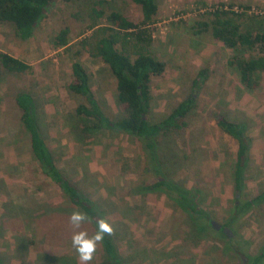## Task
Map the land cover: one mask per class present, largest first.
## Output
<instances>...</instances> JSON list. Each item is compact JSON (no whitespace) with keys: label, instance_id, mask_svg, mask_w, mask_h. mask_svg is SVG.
Listing matches in <instances>:
<instances>
[{"label":"rangeland","instance_id":"1","mask_svg":"<svg viewBox=\"0 0 264 264\" xmlns=\"http://www.w3.org/2000/svg\"><path fill=\"white\" fill-rule=\"evenodd\" d=\"M156 2L159 11L151 27L153 41L149 49L166 63V69L152 80L151 115L160 119L187 96L196 97L185 131L159 138L165 172L189 187L200 188L204 195L200 204L222 224L238 198L233 179L238 143L221 130L217 118L223 115L246 124L252 146L241 197L263 192L264 72L259 74L258 89H246L236 66L228 63L236 51L215 40L211 33L194 36L191 27L196 21L208 19L207 9L215 10L221 2L234 11L235 7L240 9L245 26L264 32V0H243L242 5L235 2L233 7L230 0ZM94 7L107 14L120 12L137 22L143 18L141 6L133 0H55L46 9L34 36L26 41L17 36L12 23L0 22V51L32 65L23 73L0 66V264H79L69 224L71 213L77 210L42 171L32 152L30 134L16 102L21 91L33 95L34 113L59 167L107 212L113 237L127 264L249 262L245 254L236 257L225 253L224 243L213 238L187 246L184 235L191 221L186 213L176 208L165 193H132L134 183L152 182L157 176L146 171L139 140L126 134L82 136L74 131L76 107L85 101L69 89L72 64L77 59L88 68L104 109L114 117L124 115L110 68L90 54L77 56L76 47L67 51L54 44L64 28L70 30V44L90 36L93 30L88 26ZM252 8L263 13L250 12ZM258 53V49L252 52ZM203 68L208 69V78L200 87L194 86V78ZM238 228L250 241L249 253H257L264 245V202L243 216ZM82 230L90 236L95 233L91 222H86ZM215 246L219 247L216 252ZM102 259L99 245L89 264H102Z\"/></svg>","mask_w":264,"mask_h":264},{"label":"trees","instance_id":"2","mask_svg":"<svg viewBox=\"0 0 264 264\" xmlns=\"http://www.w3.org/2000/svg\"><path fill=\"white\" fill-rule=\"evenodd\" d=\"M53 1L55 0H0V22L12 23L17 36L26 41L34 36L38 24L45 17L46 9ZM133 1L141 6L143 12V18L138 22L120 12L112 11L107 14L104 10L94 7L88 26L89 30H93L90 36L70 44V30L64 28L55 39L54 44L58 48L72 51L76 47L77 56L90 54L101 59L110 68L116 79V97L124 110V115L114 117L104 109L94 92L88 68L81 59H77L72 64L69 89L84 97L85 101L76 107L72 127L82 136L109 132L130 135L142 143L147 161L146 171L157 176L152 182L134 183L131 191L134 195L143 196L152 192L165 193L176 208L186 213L191 221L190 229L184 235L187 246L190 242L196 244L201 239L207 241L213 238L224 243L225 253L236 257L247 255L249 262L242 261L240 264H264V245L257 253L250 254V241L243 237L238 228L241 218L256 205L264 202V191L252 197H241L246 186L245 172L252 146V138L247 134L244 122L231 120L223 115L217 118L221 130L238 143L233 172L238 198L220 229L213 225L214 217L200 204L204 199L203 191L197 187H189L165 172L166 163L159 150V138L162 134L185 131L189 124L188 116L196 106V97L194 94L187 96L160 119L152 117V80L155 76L162 75L166 69V63L156 58L149 49L153 41L151 27L156 22L159 6L156 0ZM242 1L230 0L229 4L231 7L235 2L242 5ZM202 4L207 7L205 2ZM225 4L220 2L222 8L207 9L208 19L196 21L191 30L194 36L211 33L215 40L234 49L236 53L228 63L236 66L240 81L246 89L256 90L261 85L259 74L264 72V32H255L245 26L243 13L225 9ZM103 19H106V22H103ZM257 49L259 53L252 54ZM0 66L13 73L32 69L30 63L6 51H0ZM207 72L206 68L199 71L194 78V86L200 87L205 82L208 78ZM16 102L21 110L25 129L30 134L32 152L42 171L61 188L77 211L92 217L91 223L96 232V221L105 219L109 222L107 212L59 167L34 113L33 95L28 91H21L16 96ZM101 245L102 264H127L113 235H106ZM213 249L215 251L219 247L215 246Z\"/></svg>","mask_w":264,"mask_h":264},{"label":"clouds","instance_id":"3","mask_svg":"<svg viewBox=\"0 0 264 264\" xmlns=\"http://www.w3.org/2000/svg\"><path fill=\"white\" fill-rule=\"evenodd\" d=\"M91 220V216L81 211H74L69 217V224L73 229L71 244L77 253L79 264H89L105 236L114 234L112 225L107 220L100 219L96 221V232L90 236L86 230H82V226Z\"/></svg>","mask_w":264,"mask_h":264},{"label":"built area","instance_id":"4","mask_svg":"<svg viewBox=\"0 0 264 264\" xmlns=\"http://www.w3.org/2000/svg\"><path fill=\"white\" fill-rule=\"evenodd\" d=\"M218 7L222 8V5L217 6L216 8H218ZM223 8H225V9H230V7H228L226 4L224 5ZM239 10H240V9H238L237 7H235V11L238 12ZM249 11H250V12H252V11H256V12H261V13H263V11H261V10H255V8L249 9Z\"/></svg>","mask_w":264,"mask_h":264},{"label":"water","instance_id":"5","mask_svg":"<svg viewBox=\"0 0 264 264\" xmlns=\"http://www.w3.org/2000/svg\"><path fill=\"white\" fill-rule=\"evenodd\" d=\"M213 225L216 227V228H218V229H220L221 228V224H218L216 221H213Z\"/></svg>","mask_w":264,"mask_h":264}]
</instances>
